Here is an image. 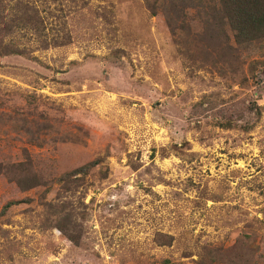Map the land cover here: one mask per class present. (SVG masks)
<instances>
[{
  "label": "rangeland",
  "instance_id": "374dc122",
  "mask_svg": "<svg viewBox=\"0 0 264 264\" xmlns=\"http://www.w3.org/2000/svg\"><path fill=\"white\" fill-rule=\"evenodd\" d=\"M226 0H0V264H264V32Z\"/></svg>",
  "mask_w": 264,
  "mask_h": 264
},
{
  "label": "trees",
  "instance_id": "16d2710c",
  "mask_svg": "<svg viewBox=\"0 0 264 264\" xmlns=\"http://www.w3.org/2000/svg\"><path fill=\"white\" fill-rule=\"evenodd\" d=\"M222 5L238 35L257 38L264 32V0H226Z\"/></svg>",
  "mask_w": 264,
  "mask_h": 264
}]
</instances>
